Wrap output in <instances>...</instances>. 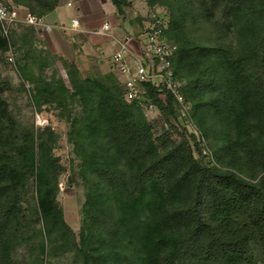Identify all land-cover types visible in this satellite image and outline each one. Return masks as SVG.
Instances as JSON below:
<instances>
[{"label": "rangeland", "instance_id": "rangeland-1", "mask_svg": "<svg viewBox=\"0 0 264 264\" xmlns=\"http://www.w3.org/2000/svg\"><path fill=\"white\" fill-rule=\"evenodd\" d=\"M2 1L17 7L21 20L11 29L9 39H5L0 31L3 40L0 43V102L8 114L2 125L6 138L0 145V165L17 168L16 186H9L7 182L0 185V213L9 203L15 206L6 223L8 247L6 251L0 247V260L5 262L8 258L5 264H95L90 258L92 254L109 257L114 245L119 246L122 253L125 249L119 244L120 239L111 240L108 226L96 223L93 218L102 213L115 219L118 203L123 199L97 175V171L123 169L126 181L131 185L135 170L125 167L103 133L92 134L88 130L92 113L95 111L96 116L98 111L97 85L109 87L117 83L112 64L109 63L110 68L106 69L88 65L80 70L71 60L66 37L54 35L59 45L55 52L45 35V23L26 19L31 13L43 20L63 0ZM145 1L148 10L145 13L159 10L169 23L181 16L184 36L178 38L184 44L188 43L194 49H223L224 57L238 55V38L232 31H227L224 13L215 11L213 4L202 5L198 0ZM210 13H217V22L225 26L222 33L218 34L219 27L205 18ZM125 14L134 25L142 28L140 12L137 15L125 6ZM9 53L14 56L13 63L8 60ZM191 72L183 71V94L192 78ZM218 78L224 82L225 77ZM207 80L205 77L201 82L200 95L192 92L188 99L184 94L188 105L185 115L174 105L170 113L158 107L152 113L142 110L143 115L152 128L159 152L164 151L163 146L170 148L184 139L188 145L180 155L181 160L189 162L191 157L200 166L232 171L230 164L234 158L229 155L231 147L226 144L228 120L225 117V125L222 124L218 113H224L230 104L224 102L222 92L214 94L213 89L207 88ZM161 97L164 98L163 94ZM199 102L202 103L200 109L197 108ZM237 134L240 133H230L233 139ZM158 139H162L164 145ZM31 142L36 143L38 168L41 163L46 174V191L56 193V203L62 212V222L50 227L39 210V169L35 173L23 172L25 163L16 155L17 150ZM246 171L250 174L239 175L249 181L252 174H259L255 170ZM235 216L239 225L251 222L246 209ZM114 262L115 259H110L107 264ZM243 264H264L258 240H252L250 261Z\"/></svg>", "mask_w": 264, "mask_h": 264}, {"label": "trees", "instance_id": "trees-1", "mask_svg": "<svg viewBox=\"0 0 264 264\" xmlns=\"http://www.w3.org/2000/svg\"><path fill=\"white\" fill-rule=\"evenodd\" d=\"M112 1L122 11L128 4L126 0ZM198 2H209L215 11L224 13L227 31L238 38V55L224 57L223 49H194L184 44L178 38L184 36L180 15L170 20L167 37L179 47L174 62L179 77L185 78L184 70L193 71L184 88L185 96L189 99L192 92L200 95V85L206 77L207 88L213 89L214 94L222 92V99L230 104L224 113H218L222 124L225 117L228 120L226 144L234 158L230 164L233 170L203 167L191 157L189 162L181 160L188 145L184 139L170 148L163 146L164 151L159 152L142 109L125 101L117 78V83L109 87L97 85L98 111L96 116L95 111L92 113L88 130L92 134L103 133L125 167L135 170V175L129 185L123 169L97 171L123 199L118 203L115 219L102 213L93 218L108 226L109 238H119L125 250L120 253L119 246L114 245L109 257L92 254L95 264H107L110 259H115L113 264H243L250 261L252 240L259 241L264 254V0ZM216 16L217 13H210L205 18L219 27L220 34L225 26L217 22ZM218 77H225L224 82ZM150 94L159 108L166 113L173 111L171 97H167L166 105L155 91ZM201 107L199 102L197 108ZM7 118L0 102V145L6 138L2 125ZM236 131L240 134L233 139L230 133ZM157 141L164 145L162 139ZM35 142L17 150L16 155L25 163L23 172L35 173L39 169V210L50 227L62 222V212L56 193L46 191V174L41 163L38 168ZM246 170L259 174H252L249 181L239 175ZM16 172L15 166L1 164L0 185L7 182L16 186ZM14 208L9 203L0 213L3 251L8 247L6 223ZM245 209L251 222L239 225L235 215ZM0 262L5 264L4 260Z\"/></svg>", "mask_w": 264, "mask_h": 264}, {"label": "built area", "instance_id": "built-area-1", "mask_svg": "<svg viewBox=\"0 0 264 264\" xmlns=\"http://www.w3.org/2000/svg\"><path fill=\"white\" fill-rule=\"evenodd\" d=\"M26 19L31 22H42L30 13ZM20 20L21 12L17 7L0 1V26L5 39H9L11 29ZM142 24V28L135 33H127L119 39L118 49L110 58L113 70L123 88L124 99L129 104L140 106L144 112L152 113L158 108L150 94L151 91H155L165 104L167 97H171L175 109L178 106L185 115L188 105L183 94V82L174 65L179 47L167 37L169 20L159 10H155L143 16ZM72 27L80 29L81 21L78 18L73 19ZM110 28V25L105 24L94 34L105 36ZM8 60L12 63L15 61L12 53L8 54Z\"/></svg>", "mask_w": 264, "mask_h": 264}, {"label": "crops", "instance_id": "crops-1", "mask_svg": "<svg viewBox=\"0 0 264 264\" xmlns=\"http://www.w3.org/2000/svg\"><path fill=\"white\" fill-rule=\"evenodd\" d=\"M128 8L144 16L147 10L145 0H126ZM78 18L82 27L78 30L72 27V20ZM47 27L45 35L49 38V46L53 51L59 50L54 35L67 38L71 60L80 68L88 65L101 69L110 68V58L118 49V41L127 32L138 30L130 18L112 0H63L58 7L42 20ZM140 21V20H139ZM105 24L110 25V31L105 36L94 32ZM138 24V23H137ZM82 67V68H81Z\"/></svg>", "mask_w": 264, "mask_h": 264}]
</instances>
